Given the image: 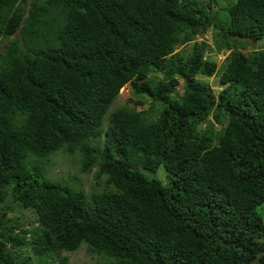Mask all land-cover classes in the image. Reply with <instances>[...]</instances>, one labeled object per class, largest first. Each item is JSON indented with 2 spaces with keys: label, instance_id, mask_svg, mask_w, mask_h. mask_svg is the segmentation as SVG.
Wrapping results in <instances>:
<instances>
[{
  "label": "trees",
  "instance_id": "trees-1",
  "mask_svg": "<svg viewBox=\"0 0 264 264\" xmlns=\"http://www.w3.org/2000/svg\"><path fill=\"white\" fill-rule=\"evenodd\" d=\"M214 6L0 0V264H70L58 253L82 243L106 264H258L264 47L242 48L264 36V0ZM126 84L148 108L108 111ZM59 150L105 185L46 179L38 160ZM159 165L164 182L142 173Z\"/></svg>",
  "mask_w": 264,
  "mask_h": 264
},
{
  "label": "rangeland",
  "instance_id": "rangeland-1",
  "mask_svg": "<svg viewBox=\"0 0 264 264\" xmlns=\"http://www.w3.org/2000/svg\"><path fill=\"white\" fill-rule=\"evenodd\" d=\"M234 0H216V6H214L213 10L217 11L218 15L225 14V7L227 3L232 2ZM204 39L214 49V52L211 54L212 58H214L219 64L223 59L225 53L218 51L217 45L214 44L212 41L211 34L207 32L206 34L202 35V37L198 39ZM264 47V36L261 39H258L254 42H250L248 45H245L242 50L248 51L252 48H262ZM156 75H160L159 70H154ZM204 78V77H203ZM213 92L216 94L219 90V82H218V75L215 73L210 77L204 78ZM181 88L177 87L175 92L180 93ZM133 97L129 84L124 85L122 88L119 89L118 95L113 100L111 106L109 107L108 111L112 110L115 107L121 105H128L134 106L137 110L146 109L149 106V99L140 98L143 100L142 105H134L132 102H126V98ZM134 99V97H133ZM205 123L200 124V128H204ZM100 140V137L95 138L91 141L92 144L97 145ZM79 158L77 157V152H73L71 154L57 151L48 157L38 160L43 164L44 171L43 175L46 179L51 181L59 182L64 184L72 189L81 190L84 194H89L93 191L100 190L105 185L104 177L94 178V173L91 172L85 173L81 172L78 163ZM145 177L148 179L155 178L162 182L165 181V170L162 165H159L154 172L143 171ZM257 213L260 215L264 222V202L257 207ZM8 217L17 218L19 222L25 223H32L33 214L31 211L28 210H14L9 211L7 213ZM35 223H33L34 225ZM26 225V224H25ZM57 256H67L68 261L70 264H106L108 262L107 258H105L101 254H95L87 249L85 244H81L76 250L71 252H59ZM48 259V258H46ZM258 264H264V254L259 256L257 259Z\"/></svg>",
  "mask_w": 264,
  "mask_h": 264
},
{
  "label": "water",
  "instance_id": "water-1",
  "mask_svg": "<svg viewBox=\"0 0 264 264\" xmlns=\"http://www.w3.org/2000/svg\"><path fill=\"white\" fill-rule=\"evenodd\" d=\"M210 104H212V101L210 102Z\"/></svg>",
  "mask_w": 264,
  "mask_h": 264
}]
</instances>
